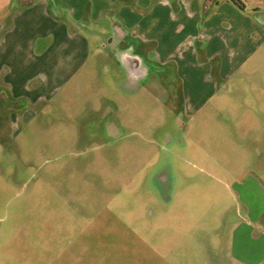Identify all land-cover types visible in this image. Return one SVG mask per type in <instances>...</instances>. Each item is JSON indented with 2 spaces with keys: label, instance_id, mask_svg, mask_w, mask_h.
<instances>
[{
  "label": "rangeland",
  "instance_id": "obj_1",
  "mask_svg": "<svg viewBox=\"0 0 264 264\" xmlns=\"http://www.w3.org/2000/svg\"><path fill=\"white\" fill-rule=\"evenodd\" d=\"M33 1L0 0L3 29ZM105 34L91 79L33 105L0 100V264H223L242 209L199 156L236 166L230 146L216 130L189 133L170 66L149 62L147 78H131L115 59L135 50Z\"/></svg>",
  "mask_w": 264,
  "mask_h": 264
},
{
  "label": "crops",
  "instance_id": "obj_2",
  "mask_svg": "<svg viewBox=\"0 0 264 264\" xmlns=\"http://www.w3.org/2000/svg\"><path fill=\"white\" fill-rule=\"evenodd\" d=\"M242 2L243 9L229 0H59L63 16L56 2L34 0L16 10L7 27L0 24V100L33 105L75 76L91 79L90 51L104 39L99 33L115 50L139 52L115 59L131 78H147L149 62L170 66L181 82L189 133L219 131L237 163L199 156L210 173L229 181L224 185L242 209L223 264H264V117L250 116L264 115V0ZM247 93L255 99L248 109ZM243 162L249 164L237 168Z\"/></svg>",
  "mask_w": 264,
  "mask_h": 264
},
{
  "label": "trees",
  "instance_id": "obj_3",
  "mask_svg": "<svg viewBox=\"0 0 264 264\" xmlns=\"http://www.w3.org/2000/svg\"><path fill=\"white\" fill-rule=\"evenodd\" d=\"M229 1L232 2L239 9L244 8V3L242 2V0H229Z\"/></svg>",
  "mask_w": 264,
  "mask_h": 264
}]
</instances>
